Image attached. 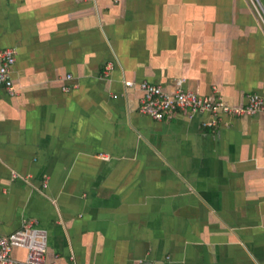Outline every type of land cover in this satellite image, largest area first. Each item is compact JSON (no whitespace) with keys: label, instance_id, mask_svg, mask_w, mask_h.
Wrapping results in <instances>:
<instances>
[{"label":"crops","instance_id":"1","mask_svg":"<svg viewBox=\"0 0 264 264\" xmlns=\"http://www.w3.org/2000/svg\"><path fill=\"white\" fill-rule=\"evenodd\" d=\"M6 47L0 235L35 219L45 263L264 264V103L139 111L142 80L264 101V0H0Z\"/></svg>","mask_w":264,"mask_h":264},{"label":"built area","instance_id":"2","mask_svg":"<svg viewBox=\"0 0 264 264\" xmlns=\"http://www.w3.org/2000/svg\"><path fill=\"white\" fill-rule=\"evenodd\" d=\"M15 60V50L10 47L0 49V86L12 93L10 67ZM110 69V64L105 65V70ZM69 77V75H68ZM182 81L176 80L177 88L173 93H167L159 85L142 80L139 87L143 92L139 111L153 119L160 120L168 113L175 110H190L207 112L210 116L209 124H215L219 113L233 116L252 115L263 108V98L256 92L247 95V101L242 106H232L224 103L220 98L212 99L199 95L190 89H182ZM132 86V82H126ZM107 155V153H102ZM47 245V231L38 225L35 219H28L20 228L0 235V264H18L11 256L15 247L26 250L25 264H56L54 261L45 263L44 253ZM81 264V263H75ZM136 264V263H132Z\"/></svg>","mask_w":264,"mask_h":264}]
</instances>
